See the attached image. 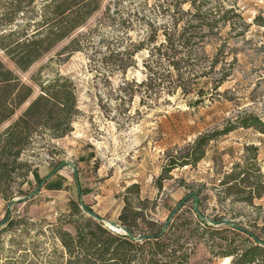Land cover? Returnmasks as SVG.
<instances>
[{
  "label": "rangeland",
  "instance_id": "1",
  "mask_svg": "<svg viewBox=\"0 0 264 264\" xmlns=\"http://www.w3.org/2000/svg\"><path fill=\"white\" fill-rule=\"evenodd\" d=\"M112 1L102 0L85 25L27 71L19 70L0 49L5 64L34 86L33 97L40 89L32 77L47 80L56 74L70 76L77 85L80 109L68 135L58 139L36 135L22 153L20 161L40 170L41 176L22 168L13 191L23 189L24 193H16L9 201L0 196V220L10 211L20 221L4 235L0 264L66 261L57 234L60 228L75 233L72 221L77 218L70 201L80 196L75 172L63 164L66 161L77 168L84 203L114 221L124 206L122 195L132 183L141 185L142 199H158L156 209L151 210L150 203L145 206L161 221L197 185H203V208L210 217L238 213L241 217L235 218L237 221H247L259 214L251 207L232 206L229 199H221L220 180L236 164H244L246 156H253L248 146L259 148L257 163L264 176V134L241 126L242 119L251 115L264 120V25L255 22L259 15L264 18V0L225 1L227 7L236 5L244 20L234 17L221 21L203 41L195 37L192 50L178 54L184 58L179 70L169 63L173 58L164 56V49L159 52L149 39L150 24L160 25L159 39L163 38L162 28L171 26L172 10L163 11L168 1L123 0L117 19L110 23L105 11ZM217 1L211 0L210 6H216ZM3 3L0 1V9ZM183 7L189 9L190 3ZM16 18L19 24L27 22L22 13ZM5 19L0 10V34L7 31ZM121 20H126V25ZM79 35L84 42L82 50L64 49ZM143 41L147 45L138 49ZM112 51L120 55L111 58ZM212 62L216 63L211 69ZM29 103L0 125V134ZM228 128L232 130L209 143L205 157L196 166L165 173L163 188L158 189L157 180L171 154L185 153L188 144L203 133ZM87 149H93L96 159L93 164L79 166L78 156ZM57 167L60 169L42 183ZM30 194L32 197L24 200ZM256 203L264 205V196ZM221 262L222 258H211L207 247L198 243L188 264Z\"/></svg>",
  "mask_w": 264,
  "mask_h": 264
},
{
  "label": "trees",
  "instance_id": "2",
  "mask_svg": "<svg viewBox=\"0 0 264 264\" xmlns=\"http://www.w3.org/2000/svg\"><path fill=\"white\" fill-rule=\"evenodd\" d=\"M0 1L4 2L0 10L6 17L7 26V31L0 34V49L21 71H27L85 25L102 2ZM167 1V8L163 11L172 10L170 29L166 26L162 28L163 38L159 39L160 25L154 27L149 23V39L159 52L164 49V56L173 58L169 63L178 70L184 61L178 54L185 49L192 50L195 37L203 41L207 34L215 32L221 21L229 22L234 17L244 20L236 5L227 7L225 1L230 0H218L214 7L210 6L211 0ZM122 2L114 0L107 5L105 18L110 23L117 19ZM185 3H190L189 9H184ZM159 6L164 7L163 4ZM20 13L27 17L25 24L16 22V16ZM255 22L264 25V18L259 15ZM121 23L126 25L127 22L121 20ZM81 37L72 38L64 49L82 50L84 42ZM145 45L144 41L141 42L138 49H143ZM119 55V52L112 51L110 57ZM215 63L212 62L211 69ZM179 75L181 79L182 75ZM152 77L149 74V78ZM32 80L40 89L35 97L34 86L23 81L17 71L0 58V125L11 120L22 105L30 101L27 108L0 134V196L8 201L16 193H24L23 189L13 191L19 170L25 168L35 177L38 176L37 169H31L28 162L20 161L22 153L33 144L35 136L48 134L58 139L68 135L73 130L75 117L80 113L77 85L70 76L56 74L47 80L34 76ZM241 126L254 127L264 134V120L259 116L244 117ZM231 130L203 133L188 144L185 153L171 154L164 173L157 180L158 189L163 188L165 173L169 175L178 167L196 166L205 157L209 143ZM247 149L252 151L253 156H246L244 164H236L230 172H225L220 180V191L223 194L221 199H229L232 206L241 204L258 211L255 218L237 221L235 218L241 217L238 213H233L231 217L226 214L208 216L203 208V185H197L198 188H192L161 221L151 215L145 206L150 203L151 210L156 209L158 199H142L141 185L132 183L122 195L124 206L116 220L126 232L111 230L88 215L79 200L70 201L72 214L77 218L72 221L75 233L60 228L57 234L67 255L63 264H188L198 243L207 247L211 258L231 257L229 264H264V217L261 216L264 205L256 203L264 196V176L257 163L259 148L248 146ZM239 168L241 171L237 172ZM81 192L83 194L82 189ZM195 195L205 218H201L194 208ZM85 208L95 213L87 203ZM19 222L11 216L10 211L0 220V249L5 233Z\"/></svg>",
  "mask_w": 264,
  "mask_h": 264
},
{
  "label": "water",
  "instance_id": "3",
  "mask_svg": "<svg viewBox=\"0 0 264 264\" xmlns=\"http://www.w3.org/2000/svg\"><path fill=\"white\" fill-rule=\"evenodd\" d=\"M63 164L65 165H69L73 171L75 172V175H76V181H77V184H78V188H79V193H80V203H81V206L86 210V212L93 216L95 219H97L99 222H102L103 224H105V226H108L111 230L113 231H116V232H119V233H122V232H126L124 226L120 223V222H117V221H114L110 218H106V217H102L100 216L99 214H97L96 212L93 213L91 212L90 210L86 209L85 208V203L83 201V196H82V192H81V188H80V184H79V179H78V175H77V168L76 166L71 163V162H63ZM62 164V166H63ZM60 169V167H57L56 169H54V171L51 173V174H54L56 171H58ZM48 179V177H46L45 179L42 180V183H44L46 180ZM33 194H30L29 197H26L24 198V200L32 197ZM190 196V195H189ZM23 199V198H22ZM21 198L20 199H15L11 202V204H13L14 202H17V201H20L22 200ZM198 196L195 195V201H194V208L197 212V214L201 217V218H205V216L202 214V212L200 211L199 207H198Z\"/></svg>",
  "mask_w": 264,
  "mask_h": 264
},
{
  "label": "crops",
  "instance_id": "4",
  "mask_svg": "<svg viewBox=\"0 0 264 264\" xmlns=\"http://www.w3.org/2000/svg\"><path fill=\"white\" fill-rule=\"evenodd\" d=\"M95 159H96V155H95L93 149H87V150L81 151L77 160H78L79 166H82V164H86V165L87 164H93ZM37 172H38V177H39V175L41 176L40 170H38ZM52 172L53 171H51L47 176H45L43 178V179H45L46 177H48V179L45 182H47L55 174V173L51 174ZM75 177H76V175H75ZM79 184H80V181H79ZM76 185H77V189L79 192L77 181H76ZM80 188H81V184H80ZM79 199H80V196H79Z\"/></svg>",
  "mask_w": 264,
  "mask_h": 264
},
{
  "label": "bare ground",
  "instance_id": "5",
  "mask_svg": "<svg viewBox=\"0 0 264 264\" xmlns=\"http://www.w3.org/2000/svg\"><path fill=\"white\" fill-rule=\"evenodd\" d=\"M230 260H231V257H225V258L222 259L221 264H229Z\"/></svg>",
  "mask_w": 264,
  "mask_h": 264
}]
</instances>
